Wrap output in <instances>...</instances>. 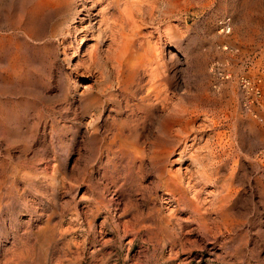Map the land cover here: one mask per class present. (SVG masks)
<instances>
[{
    "label": "rangeland",
    "instance_id": "rangeland-1",
    "mask_svg": "<svg viewBox=\"0 0 264 264\" xmlns=\"http://www.w3.org/2000/svg\"><path fill=\"white\" fill-rule=\"evenodd\" d=\"M52 3L0 0V264H264V0H147L130 71Z\"/></svg>",
    "mask_w": 264,
    "mask_h": 264
},
{
    "label": "bare ground",
    "instance_id": "bare-ground-1",
    "mask_svg": "<svg viewBox=\"0 0 264 264\" xmlns=\"http://www.w3.org/2000/svg\"><path fill=\"white\" fill-rule=\"evenodd\" d=\"M93 1H94V6H91V8L94 9V8H97L100 6H103V7L101 9H98L99 11L95 10V12H93V13H91V12L89 14L84 13L88 19V25H85L81 28L82 32L85 33L84 36H87L90 33H94L93 29L95 28V24L98 25L99 29H102L101 30L102 32H105L106 30L109 31L110 37H111L110 48H113V46L116 47V52H117L116 55H117V58L120 60V65H126L128 67L131 58L133 56H136L135 54H137L138 51L142 47L140 40H138L136 38V36L139 37V33H138V31H136V29L134 30V27L137 24L136 17L138 18L140 15H142L146 6H147V0H131V1H129V0H93ZM37 4H38V7L41 11H46V10H49V9L54 7L52 0H37ZM82 9H83V7H82ZM120 10L122 11V18H123L122 20H120L117 17V15L114 14L115 11L119 12ZM146 14H147V12H146ZM90 15L94 17L93 23L91 22ZM223 24H225V23L222 22L221 25H223ZM225 26H226V24H225ZM130 27L133 29H130ZM223 27H224V25H223ZM227 29H228V23H227V27H225V29L221 30L220 33L225 32V30H227ZM229 31H230V29L227 30L228 33H229ZM93 36H94V34H93ZM82 40H83V38H82ZM114 50H115V48H114ZM139 53H140V51H139ZM128 70L130 71L129 67H128ZM128 74H129V72H128ZM159 83H160V80H157V81L152 80V86H154L155 89H158V87L161 86V84H159ZM245 86H247V85L245 84ZM157 92H159V90H157ZM174 111H176V110H174ZM180 122H181V120H180ZM187 124H189V123H187ZM182 127L183 126L181 125V130H179V131H182Z\"/></svg>",
    "mask_w": 264,
    "mask_h": 264
},
{
    "label": "built area",
    "instance_id": "built-area-1",
    "mask_svg": "<svg viewBox=\"0 0 264 264\" xmlns=\"http://www.w3.org/2000/svg\"><path fill=\"white\" fill-rule=\"evenodd\" d=\"M227 30H229V28H228ZM243 84H244V86H245L246 83H243Z\"/></svg>",
    "mask_w": 264,
    "mask_h": 264
}]
</instances>
